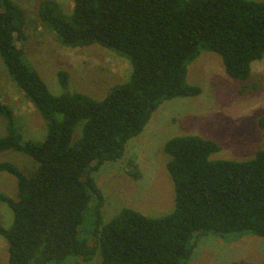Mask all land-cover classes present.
<instances>
[{"label": "trees", "instance_id": "trees-1", "mask_svg": "<svg viewBox=\"0 0 264 264\" xmlns=\"http://www.w3.org/2000/svg\"><path fill=\"white\" fill-rule=\"evenodd\" d=\"M69 13L41 0L39 19L69 47L93 43L126 57L128 78L102 99L68 91V73L57 72L64 89L53 94L24 59V12L0 0V57L8 74L44 120L40 141L15 126L0 99L6 132L0 151L15 150L35 163L26 175L0 161V172L16 179L17 194L0 192L13 211L0 222L6 264H185L197 235L220 237L247 231L264 237V147L243 161L211 159L220 145L197 135H179L163 145L174 188L173 209L157 217L123 207L103 222V196L92 172L122 157L164 100L197 96L186 81L187 66L207 50L217 53L225 73L246 81L251 63L264 57V0H72ZM256 122L264 130V114ZM129 174L139 177L134 162ZM90 210L91 228L80 234ZM193 241V242H192Z\"/></svg>", "mask_w": 264, "mask_h": 264}, {"label": "rangeland", "instance_id": "rangeland-1", "mask_svg": "<svg viewBox=\"0 0 264 264\" xmlns=\"http://www.w3.org/2000/svg\"><path fill=\"white\" fill-rule=\"evenodd\" d=\"M40 1L13 0L24 12V39L20 41L24 59L51 93L64 91L57 79L60 70L69 75L66 90L95 99L104 98L113 85L128 78L129 60L110 48L96 43L81 47L61 44L39 19ZM54 1L64 13L71 11L72 0ZM186 81L198 85L200 94L161 102L142 131L128 140L122 157L105 161L92 172L104 199L103 222L123 207L151 217L173 209L174 188L162 151L164 143L173 136L197 135L217 142L221 148L210 155L211 159L243 161L264 147V130L256 122L264 114V57L251 63V74L246 81H239L225 73L217 53L204 50L187 66ZM0 99L12 109L15 126L22 136L42 140L44 120L12 80L1 57ZM5 132V118L0 115V136ZM0 161L13 162L26 175L35 163L31 156L11 149L0 151ZM130 162L136 165L138 178L129 174ZM0 192L16 198L13 175L0 172ZM90 215L88 209L80 234L91 228ZM12 220L13 211L0 202L1 224L8 227ZM193 241L194 247L185 264H264V237L251 232L240 231L223 237L210 232L197 235ZM7 255V243L0 236V264H6ZM79 264H100V261L93 258L80 260Z\"/></svg>", "mask_w": 264, "mask_h": 264}]
</instances>
